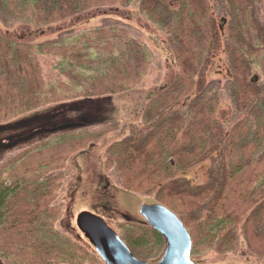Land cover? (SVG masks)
<instances>
[{
  "label": "trees",
  "instance_id": "16d2710c",
  "mask_svg": "<svg viewBox=\"0 0 264 264\" xmlns=\"http://www.w3.org/2000/svg\"><path fill=\"white\" fill-rule=\"evenodd\" d=\"M220 2L228 96L242 116L227 131L213 86L190 98L215 34L214 0H0V20L36 28L134 5L166 37L170 82L148 99L141 122L108 146L103 169L115 172L122 190L152 194L154 203L177 216L190 235L194 264L211 250L233 252L238 230L250 251L264 258V24L257 17L262 0ZM26 42L0 33V130L9 131L10 147L27 145L0 162V260L103 264L81 234L58 229L63 207L57 199L70 158L116 132L118 122L79 132L86 126L58 130L44 120L86 100L109 101L135 90L149 74L152 53L117 26L94 27L56 42ZM185 102L189 118L174 113ZM205 161L203 184L184 178ZM122 218L113 230L135 258L156 263L163 237L145 221Z\"/></svg>",
  "mask_w": 264,
  "mask_h": 264
},
{
  "label": "rangeland",
  "instance_id": "374dc122",
  "mask_svg": "<svg viewBox=\"0 0 264 264\" xmlns=\"http://www.w3.org/2000/svg\"><path fill=\"white\" fill-rule=\"evenodd\" d=\"M213 10L215 34L210 46V54L199 79V87L195 88L190 98L200 94L206 87L213 86L221 99L219 119L224 130L227 131L230 125L242 116L235 110L228 96L229 78L223 51L226 38L225 17L220 0H214ZM257 17L264 24V0L257 6ZM3 20H0V33L11 35L20 42L28 41L35 45L56 42L61 38L72 37L98 26H117L128 30L149 48L153 56L152 65L149 74L135 90L113 96L109 101L86 100L85 103L65 107L68 110H57L44 120V125L52 127L72 123L85 125L86 128H80L79 132L95 131L118 122L116 132L107 135L94 147L70 158L64 171L63 187L57 199V204L63 207L57 223L58 229L70 236L75 234L80 236L75 227V217L82 211L102 217L114 230L124 221L122 216H128L133 222H144L138 213L139 206L153 204L154 196L152 194L136 195L122 190L115 172L113 170L104 171L103 160L108 146L115 141L122 140L128 135L130 126L141 122V114L148 99L158 94L170 82L171 55L166 37L143 18L134 5L121 9L119 13L94 12L68 21L59 27L57 25L36 28ZM189 107L187 102L181 103L175 107L174 113L189 118L191 116ZM72 108H78V110L69 111ZM45 111L47 110L44 109L38 114ZM2 130H0V144H11L6 141L9 131L2 134ZM26 146L20 144L9 146L10 148H0L2 150L0 151V162L19 153ZM208 164L209 161H205L196 165L185 173L184 178L193 185L203 184L206 181ZM71 228L76 229L75 233H70ZM80 237L83 241V236ZM0 264H3L1 260ZM195 264H264V258H258L250 251L241 231L238 230L237 245L233 252L219 254L211 250L195 259Z\"/></svg>",
  "mask_w": 264,
  "mask_h": 264
},
{
  "label": "water",
  "instance_id": "95a60500",
  "mask_svg": "<svg viewBox=\"0 0 264 264\" xmlns=\"http://www.w3.org/2000/svg\"><path fill=\"white\" fill-rule=\"evenodd\" d=\"M76 126L79 124L61 125L56 129L64 130ZM7 147L9 145H0L3 149ZM138 213L164 239L165 248L156 263L135 258L118 234L100 216L82 211L75 217V227L103 264H194L191 258L190 235L174 213L158 203L142 204Z\"/></svg>",
  "mask_w": 264,
  "mask_h": 264
},
{
  "label": "flooded vegetation",
  "instance_id": "af4514ba",
  "mask_svg": "<svg viewBox=\"0 0 264 264\" xmlns=\"http://www.w3.org/2000/svg\"><path fill=\"white\" fill-rule=\"evenodd\" d=\"M0 145H4V144H0ZM68 209V208H67ZM125 217V216H124ZM128 218V216H126ZM74 229V228H73Z\"/></svg>",
  "mask_w": 264,
  "mask_h": 264
}]
</instances>
